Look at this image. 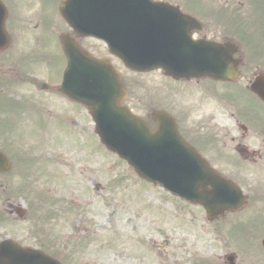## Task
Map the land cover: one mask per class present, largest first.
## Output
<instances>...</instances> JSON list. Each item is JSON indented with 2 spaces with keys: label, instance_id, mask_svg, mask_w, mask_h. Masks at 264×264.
Listing matches in <instances>:
<instances>
[{
  "label": "rangeland",
  "instance_id": "1",
  "mask_svg": "<svg viewBox=\"0 0 264 264\" xmlns=\"http://www.w3.org/2000/svg\"><path fill=\"white\" fill-rule=\"evenodd\" d=\"M209 6L212 12V30L230 31L239 27L249 43L250 57L259 64H264V0H245L243 6L235 2L230 8L215 7L214 2ZM49 40L56 41L55 35L50 34ZM135 83L137 84L134 86ZM166 83L156 75L134 80L129 98L130 107L139 114H145L150 107L159 104L169 107L180 118L181 127L186 132L202 120L206 121L214 111V106L209 110L203 105V100L213 104L207 91L205 98L192 97L189 104L187 88L180 92L172 91L170 87H164ZM198 89L203 91L201 87ZM175 101L187 108L182 116L172 108ZM79 120L83 124L85 116L80 115ZM19 133L10 132L7 137L19 139ZM32 133L29 139H23V143L44 149L48 140L46 132ZM89 143L86 139H80L79 143L72 140L67 145L63 140L57 147L56 144L48 146L42 153L46 157L49 152L59 157L64 155L68 158V165L76 167L78 171L82 169V172L75 174V178L61 180V189L57 185L47 184L54 191L59 189L58 192H62L66 202L72 203L70 208H73L67 212L70 213L69 216L58 210L59 220L48 225L56 231L53 236L47 237L50 242L45 241L44 244L51 251L58 249L60 251L56 252H64L66 257L60 258L62 263L206 264L209 259L210 264H223V256L234 253L238 264H264V251L259 239L254 240L246 229H242L244 238L238 241L240 239L237 233L240 228H228L235 241H225L220 232H213L211 226L196 218H203L201 212L184 204L179 205L177 200L158 187L144 184L126 163L111 155L102 145L96 149L95 145L90 147ZM32 178L34 176L27 177ZM19 181L20 178L13 175L6 187ZM40 181L39 184H32L36 191L45 190V180L40 178ZM95 182H99L100 189L91 191ZM0 210L8 215L9 210L3 206L1 197ZM30 210L27 221L16 220L11 215L8 218L2 217L0 238H10L22 245H39L35 238L40 237H33L31 229L34 220L30 219L33 218L34 209ZM48 213L49 210L41 208L36 217H43ZM54 246L57 248H53ZM217 255L219 259L216 258Z\"/></svg>",
  "mask_w": 264,
  "mask_h": 264
},
{
  "label": "flooded vegetation",
  "instance_id": "2",
  "mask_svg": "<svg viewBox=\"0 0 264 264\" xmlns=\"http://www.w3.org/2000/svg\"><path fill=\"white\" fill-rule=\"evenodd\" d=\"M163 1L197 21L194 29L190 30L195 38L234 42L223 31L212 30V12L206 9L209 8L207 0ZM26 15L33 16L28 19ZM9 24L12 44L7 52L0 54V128H40L71 134L91 129L93 124L85 107L58 90L67 62L57 42L49 40L50 34L57 39L59 33L58 28L46 19L45 11L41 16L37 12H17ZM69 31L68 34L80 47L87 48L96 56H103L101 45L95 40ZM234 44L237 49L233 57L238 60L240 72L238 80L230 82L207 75L184 80L167 79L174 83L177 92L188 89L189 104L192 97L205 98L207 91L213 104L203 100V105L209 110L214 106V111L206 121L204 119L192 126L188 132L182 129L180 118L176 116L178 129L219 175L239 187L245 199L240 210L225 212L216 218L220 223L208 225L213 232H220L225 241H234L233 233L228 230L231 227L240 228L237 233L239 239L244 238L242 229H246L254 240H260L264 238V104L249 90V85L262 70L259 65L246 60L242 44ZM118 66L124 76L127 90L124 104L128 106V69L120 63ZM199 87L203 91H199ZM173 109L182 116L187 108L175 101ZM80 115L85 116L83 124L80 123ZM12 155L18 156L16 164L20 165V151H13ZM58 163L62 167L68 165L63 159ZM10 173H0V177ZM8 207L10 211L18 210V206L10 202ZM234 257L235 260L227 258L224 264H238Z\"/></svg>",
  "mask_w": 264,
  "mask_h": 264
},
{
  "label": "water",
  "instance_id": "3",
  "mask_svg": "<svg viewBox=\"0 0 264 264\" xmlns=\"http://www.w3.org/2000/svg\"><path fill=\"white\" fill-rule=\"evenodd\" d=\"M72 2V3H71ZM72 4V14L64 15L66 21L85 34H92L104 39L111 51L121 58L128 66L146 64L159 65L160 60H167V53L163 49L152 50L143 44L135 48L125 39L121 43L120 32L128 36L125 25L119 23L116 18L83 15L80 9ZM68 3V4H69ZM114 8V7H113ZM110 7V9H113ZM3 11V7L0 8ZM76 12L79 13L77 16ZM3 28V21L1 23ZM115 29L114 32L112 31ZM64 50L69 49L63 42ZM221 45H208L206 49L199 48L196 51L197 59L188 66L206 65L213 69H222L214 74L226 78L232 77L233 64L228 55L224 53ZM133 48V49H131ZM182 58L181 63L174 66L182 69L184 66L185 50H176ZM84 56V71L79 72L80 87L73 86L66 79L65 91L84 102L90 110L95 122L96 132L108 149L116 152L126 159L135 171L143 178L158 181L175 194H179L190 200L201 199L195 190L199 181L216 184L217 178L212 171L207 169L204 161L200 159L194 149L178 134L171 117L163 112L154 114V119L159 126L155 132H151L146 124L137 116L132 115L127 109L118 105L114 96L116 91L122 89L119 77L109 66L106 60H95L86 53ZM226 59L224 61L223 59ZM77 76V73H76ZM75 78V77H74ZM77 80L75 81L76 84ZM252 89L264 100V80L259 79ZM7 167L6 159L0 154V170ZM200 185V184H199ZM204 196H202L203 198ZM212 197L216 198L219 207H224L227 201V192L224 187L217 185V190ZM231 194H229V199ZM205 203L207 199L204 198ZM229 201V200H228ZM0 264H59L56 260L38 250L24 249L9 241L0 244Z\"/></svg>",
  "mask_w": 264,
  "mask_h": 264
}]
</instances>
